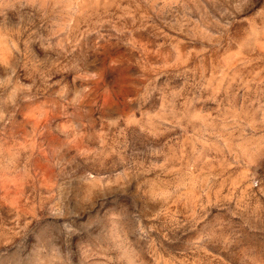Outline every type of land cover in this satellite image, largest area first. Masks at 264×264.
Returning a JSON list of instances; mask_svg holds the SVG:
<instances>
[{"label":"clouds","instance_id":"clouds-1","mask_svg":"<svg viewBox=\"0 0 264 264\" xmlns=\"http://www.w3.org/2000/svg\"><path fill=\"white\" fill-rule=\"evenodd\" d=\"M0 264H264V0H0Z\"/></svg>","mask_w":264,"mask_h":264}]
</instances>
